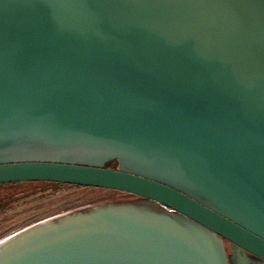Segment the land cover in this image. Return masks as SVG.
<instances>
[{"label": "water", "instance_id": "95a60500", "mask_svg": "<svg viewBox=\"0 0 264 264\" xmlns=\"http://www.w3.org/2000/svg\"><path fill=\"white\" fill-rule=\"evenodd\" d=\"M21 181L109 190L1 229L0 264H264V0H0Z\"/></svg>", "mask_w": 264, "mask_h": 264}, {"label": "rangeland", "instance_id": "374dc122", "mask_svg": "<svg viewBox=\"0 0 264 264\" xmlns=\"http://www.w3.org/2000/svg\"><path fill=\"white\" fill-rule=\"evenodd\" d=\"M106 190L109 188L83 185L0 188V230L54 206Z\"/></svg>", "mask_w": 264, "mask_h": 264}, {"label": "trees", "instance_id": "16d2710c", "mask_svg": "<svg viewBox=\"0 0 264 264\" xmlns=\"http://www.w3.org/2000/svg\"><path fill=\"white\" fill-rule=\"evenodd\" d=\"M111 163H112V161H109L105 164V166H107V164H111ZM52 185L61 187V186H70L71 184L52 182V181H21V182L0 183V188H5V187H16L18 189L25 188V187L41 188V187L52 186Z\"/></svg>", "mask_w": 264, "mask_h": 264}, {"label": "flooded vegetation", "instance_id": "af4514ba", "mask_svg": "<svg viewBox=\"0 0 264 264\" xmlns=\"http://www.w3.org/2000/svg\"><path fill=\"white\" fill-rule=\"evenodd\" d=\"M116 165H117V162L115 160H113L111 164H107V166H105V167L115 168ZM71 185H74V184H71ZM130 197H132V196L130 195ZM224 245H225L226 252L229 254L228 255V259H229L230 263L231 264H235V254H237L238 256L241 255V253H242L241 250H239V248H237L235 250V253H232V243L230 241H228V240H225V239H224Z\"/></svg>", "mask_w": 264, "mask_h": 264}]
</instances>
